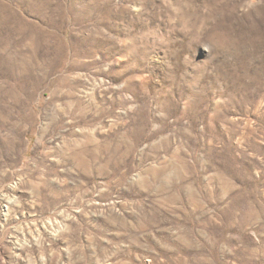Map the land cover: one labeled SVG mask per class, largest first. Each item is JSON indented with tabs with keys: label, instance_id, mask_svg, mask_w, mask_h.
Wrapping results in <instances>:
<instances>
[{
	"label": "rangeland",
	"instance_id": "obj_1",
	"mask_svg": "<svg viewBox=\"0 0 264 264\" xmlns=\"http://www.w3.org/2000/svg\"><path fill=\"white\" fill-rule=\"evenodd\" d=\"M0 264H264V0H0Z\"/></svg>",
	"mask_w": 264,
	"mask_h": 264
}]
</instances>
